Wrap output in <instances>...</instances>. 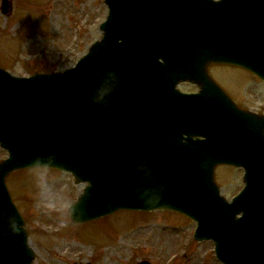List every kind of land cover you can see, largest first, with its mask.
Instances as JSON below:
<instances>
[{"label": "water", "instance_id": "95a60500", "mask_svg": "<svg viewBox=\"0 0 264 264\" xmlns=\"http://www.w3.org/2000/svg\"><path fill=\"white\" fill-rule=\"evenodd\" d=\"M105 2L103 38L77 66L30 77L0 67V144L9 150L0 162V264L35 258L6 185L8 174L31 166H55L88 182L70 207L74 221L119 207L174 208L198 220L195 237L213 238L225 263L264 264V115L237 108L207 70L227 62L264 78V0ZM3 8L9 11V0ZM185 79L202 86L194 100L218 94L248 122L235 121L230 145L207 148L182 134L172 141L181 118L193 122L179 112L176 84ZM219 162L247 168V185L232 202L214 183ZM205 177L214 192L204 195Z\"/></svg>", "mask_w": 264, "mask_h": 264}, {"label": "rangeland", "instance_id": "374dc122", "mask_svg": "<svg viewBox=\"0 0 264 264\" xmlns=\"http://www.w3.org/2000/svg\"><path fill=\"white\" fill-rule=\"evenodd\" d=\"M10 1L12 10L5 15L0 0V64L18 75L73 65L102 36L100 24L108 13L104 0ZM212 72L242 106L264 113V81L237 66L213 64ZM7 155L0 147V159ZM242 172L219 167L217 181L227 197L243 187ZM7 182L28 223L34 264H223L212 241L193 239L196 222L182 214L121 210L77 224L68 207L83 186L70 173L32 167L11 173Z\"/></svg>", "mask_w": 264, "mask_h": 264}]
</instances>
